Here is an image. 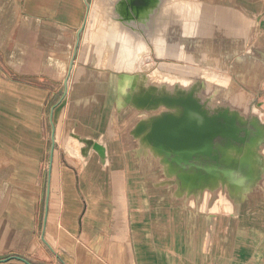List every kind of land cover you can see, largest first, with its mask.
<instances>
[{
	"label": "rangeland",
	"instance_id": "374dc122",
	"mask_svg": "<svg viewBox=\"0 0 264 264\" xmlns=\"http://www.w3.org/2000/svg\"><path fill=\"white\" fill-rule=\"evenodd\" d=\"M60 1L67 5H61ZM78 1L0 0V258L21 256L20 253H23L30 260L62 264L61 260L50 255L49 250L46 251L47 247L45 250L40 246L43 243L40 235L45 222L50 159L53 155L51 181H61L57 189L60 194L57 193L55 197L61 196L68 209H78V215H74L78 220L75 225L82 231L87 228L86 236L95 237L97 229L93 227L101 211L104 218L109 219L112 215L114 221L118 222L120 233H125L127 229L124 225L128 223V233L134 235L136 240H144L136 242L137 254L145 252L143 250L151 244L149 240L152 239V243L159 246L157 253L162 264H256L264 261V205L256 208L258 203L238 212L234 226L231 223L235 216L227 209V200L217 203V211H211L208 202L206 211H194L193 206L173 203L168 207L170 215L165 222L153 215L154 207L149 200L154 194L145 196L142 191L141 177L135 174L132 167V149L127 135L133 132L140 119L152 117L166 110V107L143 110L131 104V108L135 109L134 114L116 124L112 132V164L103 162L93 148L86 155L72 152L70 147L76 142L75 137L69 138L68 133L72 89L88 39L90 10L97 0ZM239 1L233 0L232 5L226 6L221 0H194L193 3L206 8L216 22L207 30L209 43L239 38L237 32H229L230 28H235L232 11L237 10L248 18L251 35L242 49L230 57L224 71L247 94L250 110L243 118L254 120L252 109L258 106L263 109L259 123L264 128V76L245 80L233 68L239 57L262 58L264 0H252L253 4L248 7L238 5ZM225 11L228 22L222 23L218 13ZM84 25L75 53L77 31ZM196 41L192 40L190 44ZM197 44L199 46L200 41ZM148 56L145 55L140 63L139 72L145 70ZM150 57L156 65H200L188 55L184 59H177L152 52ZM73 58L74 66L70 70ZM102 64L103 61L89 72L95 73V68L100 70L99 74L106 84L110 73L107 67L100 68ZM214 69L224 73L218 67ZM98 82H94L95 86ZM103 98L98 103L95 97L90 98L85 107L94 113L92 107L95 105L101 111L105 102ZM79 127L81 132L88 128L86 122H81ZM135 139L141 148L150 149L151 153L157 155L156 166L163 175V182L172 184L185 196L202 195L203 191L189 193L188 189H181L176 174L169 172L162 156L143 142L142 136L135 135ZM96 141L101 142L100 138ZM261 159L264 163V156L261 155ZM20 166L27 169L25 175L20 171ZM218 188L224 189L227 197H238L222 181L217 187L208 189L215 192ZM110 207L111 211L108 210ZM191 209L194 213L192 216L188 214ZM260 210L262 218L259 216ZM254 211L258 219L254 218ZM205 216L208 222L216 223L210 234L204 230ZM34 217L36 220L31 228ZM150 261L149 257H138L136 264H150ZM11 262L24 264L19 260Z\"/></svg>",
	"mask_w": 264,
	"mask_h": 264
},
{
	"label": "water",
	"instance_id": "95a60500",
	"mask_svg": "<svg viewBox=\"0 0 264 264\" xmlns=\"http://www.w3.org/2000/svg\"><path fill=\"white\" fill-rule=\"evenodd\" d=\"M193 1L97 0V16L101 21H97L93 29L89 22L88 35L94 31V38L90 42L93 51L90 62L85 65L86 71L92 72V67L103 61L100 68L107 67L110 76L112 74L115 78L122 79L137 72L145 55H149L146 61L151 63L152 52L162 57L184 59L179 56L198 50L200 45L198 46L197 41L203 35L201 31L205 27L207 31L216 22L209 23L205 16L202 18ZM84 27L85 25L77 31L75 53ZM192 40L197 41L190 44ZM74 58L70 70L74 66ZM110 65H113V69H110ZM91 72L89 73L93 76L97 73L100 75V70L96 68L95 73ZM150 87L134 92L130 104L143 110L161 106L167 109L152 117L140 119L135 124L133 134L142 136V141L162 156V161L168 164L169 172L176 174L181 189H188L189 193L204 191L217 187L222 181L237 196H243L260 182L264 163L259 145L263 141L264 128L257 119L247 121L243 118L244 115L230 106L213 111L216 109L206 106L199 98L198 88L195 86L188 91L170 92ZM77 133L81 134V131ZM54 136L55 129L53 151ZM83 142L85 144V140ZM91 148L93 146H88L86 152L82 149L80 154H88ZM93 149L98 150L95 147ZM52 162L53 155L50 159L42 234L43 240L51 249L45 231L50 208ZM13 259L34 264L17 255L0 258V263Z\"/></svg>",
	"mask_w": 264,
	"mask_h": 264
},
{
	"label": "bare ground",
	"instance_id": "6f19581e",
	"mask_svg": "<svg viewBox=\"0 0 264 264\" xmlns=\"http://www.w3.org/2000/svg\"><path fill=\"white\" fill-rule=\"evenodd\" d=\"M221 2L226 6L232 5L233 0H221ZM252 4V0H240L238 3L240 6L245 5L247 7ZM97 7L98 5L96 4L90 10L89 22L92 29L96 27L97 21H101L97 16ZM198 12L202 18L205 16L204 18L208 19L207 22H214V18L207 13L206 8L202 9V7H198ZM249 13L251 12L249 11ZM231 14L234 23L233 27L235 28L233 30L230 28L229 32H237L239 38L231 41L224 40L209 43L208 37L210 36L206 31L207 28H203L201 31L203 35L200 38L198 50L188 54V57L192 61L199 62V66L179 63H159L156 65L151 62L145 65V70H141V72L137 70L133 76L127 78L118 79L111 74L106 84L98 73L93 76L86 71L85 65L88 61L90 62L93 51L91 47L92 43L90 42L94 38V31L93 33L90 32L88 42H86L82 52L81 64L76 72L77 77L72 89L73 93L69 111L70 120L68 123V127L70 128L68 132L69 138L76 137L72 152L79 154L82 149L86 152L88 151V146L91 145L93 148L98 149V155L103 162L112 164L114 162L111 151L113 129L116 127V124L134 114L135 109L131 108L130 99L134 92H138L144 87L154 86L159 91L170 92L178 90L188 91L190 87L195 86L198 88L199 98L211 109H219L225 107V105H230L232 109L238 110L242 115L247 114L250 110L247 104V94L240 90L235 79L228 75L224 69L230 57L235 52L241 50L245 44V40L250 37L251 28L246 16L237 10L232 11ZM218 15V19L222 23L228 22L226 11L223 14L220 12ZM184 51L182 50V52ZM260 54V57L264 58V49ZM186 56L182 54L179 57L185 58ZM262 58L260 60V58H253L251 56L239 57L233 64V68L242 79L261 78V76H264V60ZM109 67L113 69V65ZM215 67L222 69L224 73L216 72ZM97 81L99 82L95 86L94 82ZM123 91H125V94H123ZM93 97H95L97 103L104 97L103 110L100 111V108L93 105L92 108L95 110L92 113L90 108L85 107L90 98ZM98 113L99 115L96 116ZM262 113L263 109L262 111L257 108L252 109L253 117L259 122L261 121ZM81 122H86L88 128L81 132V134H78L77 131L80 130L78 126ZM98 138H100L101 142L96 141ZM82 140H85V144ZM81 142L82 144H80ZM127 142L132 149L131 162L133 170L142 180L141 188L143 193L145 196L149 193L154 194L152 199L149 200L154 207L153 215L158 216L164 222L170 215L168 207L173 203L175 205L183 204L185 207L193 206L192 209L194 211H201V209L206 211V203L208 202L209 209L217 211L215 209L217 203L221 204L223 200H227L229 201L227 209L235 216V218H232L231 223L234 226L238 212L244 211L246 207L264 201V173L260 176V182L247 190L243 196L239 194V197H227L228 193L226 194V191L222 188H218L215 192L205 189L200 197L193 195L185 196L181 191H178V188L161 180L163 179L161 178L163 175L156 166L158 163L157 155L151 153L150 149L141 148L137 144L133 132L128 133ZM259 153L264 156V139L259 145ZM154 168L155 170L150 173ZM85 176L87 175L85 174ZM192 209L188 212L190 216L194 215ZM203 220L208 229L212 231L216 223L208 222L206 216Z\"/></svg>",
	"mask_w": 264,
	"mask_h": 264
},
{
	"label": "crops",
	"instance_id": "0c3cea01",
	"mask_svg": "<svg viewBox=\"0 0 264 264\" xmlns=\"http://www.w3.org/2000/svg\"><path fill=\"white\" fill-rule=\"evenodd\" d=\"M79 1L78 3H80ZM60 3L64 6L67 5L66 3L61 1ZM20 168V171L23 173V175H25L27 169L22 168L21 166ZM51 183V187L53 186V191L50 195L49 200L50 208L45 237L48 243L52 246V249L43 240V230L40 235L43 243H40V246H43L45 250L47 247L46 251L49 250L50 255H53L55 259L61 260L62 264H136V260L138 259V257L144 256L150 258V264H162L161 258L157 253L159 251V246L153 244L152 239L149 240L151 244L143 250L145 252H138L139 254H137L135 244L136 242L139 243L143 242L144 240H136L134 235L128 233V223L124 225V227H126L127 229L125 230V233H120L118 230V222L114 221L112 215L111 217H108L109 219H107L102 217L100 211V215L98 216L100 218L98 219V221L95 220L96 222L93 227L94 229H97L95 237L86 236L85 232L87 228H83L82 231V228H80L78 225H75V221L77 222L78 220H75L77 218H74V215H78V209H68L69 207L65 205V200L63 201V198L61 196L60 198L55 197L57 193L60 194L59 192H57V189L58 187H60L59 184L61 183V181L53 180L51 181ZM261 205H264V201L259 202L256 208L260 209ZM108 210L111 211V207ZM259 214L260 218H262L261 210ZM103 215L105 214L103 213ZM256 216L257 215L255 214V219L257 218ZM191 219L193 220V218ZM35 220L36 219L34 217L31 221V228H33ZM204 230L208 234L211 233V230L208 229L205 222ZM92 246H94L95 248H93ZM16 247H18V245ZM20 255L21 257L27 259L28 261H31L34 264H49L47 261H37L36 259L30 260V258L28 259L27 256L23 253H20ZM11 261L0 264H12ZM256 264H264V261L256 262Z\"/></svg>",
	"mask_w": 264,
	"mask_h": 264
},
{
	"label": "flooded vegetation",
	"instance_id": "af4514ba",
	"mask_svg": "<svg viewBox=\"0 0 264 264\" xmlns=\"http://www.w3.org/2000/svg\"><path fill=\"white\" fill-rule=\"evenodd\" d=\"M255 108H257V109H259V110H261L258 106H256ZM262 111V110H261Z\"/></svg>",
	"mask_w": 264,
	"mask_h": 264
}]
</instances>
